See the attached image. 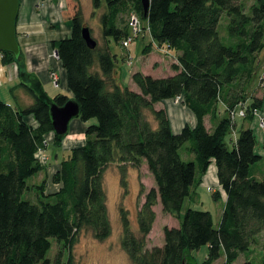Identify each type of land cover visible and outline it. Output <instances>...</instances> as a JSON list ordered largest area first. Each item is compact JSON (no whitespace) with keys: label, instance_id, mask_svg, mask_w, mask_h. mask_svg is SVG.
Masks as SVG:
<instances>
[{"label":"trees","instance_id":"1","mask_svg":"<svg viewBox=\"0 0 264 264\" xmlns=\"http://www.w3.org/2000/svg\"><path fill=\"white\" fill-rule=\"evenodd\" d=\"M93 7L96 11L105 7L100 15L103 45L98 41L91 48L83 35L88 24L81 0H68L64 12L72 21V35L52 42L73 98L65 92L50 97L39 77L28 70L22 49L18 55L2 51L4 63L19 66L21 80L12 89L22 86L35 100L29 107H13L0 98V264H72L70 252L84 230L93 231L99 240L109 237L113 229L104 178L112 162L118 163L125 187L128 167L140 168L145 162L157 182L138 211L139 233L122 210V246L135 264H196L188 257L206 244L210 250L203 264L213 263L223 252L224 264H233L243 253L247 259L242 264H258L250 255L253 246L257 251L262 246L264 253V176H258L254 165L264 155L257 151L253 128H243L233 148L226 138L237 127L231 109L243 107L247 116L242 118L251 120L254 109L264 111V98L253 96L247 103L245 88L259 70L264 49V0H254L249 7L245 0H151L148 14L142 0H93ZM133 13L157 44L180 52L172 65L174 75L133 73L140 91L118 81V59L110 46L112 41L123 43L131 33ZM152 47L153 43L145 46L146 52ZM178 96H183L197 122L175 133L167 109H158L155 103ZM70 99L79 102V118L87 123L86 143L62 159L52 179L61 184L57 192L46 193L45 177L36 185L39 200L23 199L29 178L46 168L37 153L47 145L46 135L55 132L51 105L64 106ZM220 109L225 115L218 117ZM32 114L39 121L37 127L25 119ZM209 115L212 130L205 124ZM66 135L55 133L54 142L61 146ZM188 142L194 159L186 160L181 150ZM262 144L264 149V138ZM213 159L226 192L218 227L210 210L191 206L182 214L185 200L197 193ZM214 195L220 199L221 191ZM159 198L180 227L166 226L165 243L147 248ZM52 238L64 247L55 260L47 254ZM64 250L69 253L65 262Z\"/></svg>","mask_w":264,"mask_h":264},{"label":"rangeland","instance_id":"2","mask_svg":"<svg viewBox=\"0 0 264 264\" xmlns=\"http://www.w3.org/2000/svg\"><path fill=\"white\" fill-rule=\"evenodd\" d=\"M247 2L248 7L254 3V0H245ZM130 17V16H129ZM131 18V17H130ZM89 25L94 30V37L99 41V44L103 45L104 40L102 37V29H101V21L96 20L94 17H90ZM228 22V14H225L223 16V19L221 20V26L220 31L221 35L224 36L226 33L225 26ZM223 32V33H222ZM143 33V32H142ZM141 33V34H142ZM139 35L134 38V40L131 42L130 48L132 52L130 53L127 47L123 45L121 42H114L112 41L110 43L111 50L114 52V54L117 55V62L118 67L122 69V72L124 73L122 82L126 85H129L130 82V76L133 68H141V64H144V67H147L148 70L151 73H154V75H166L173 72L172 69V63L177 61V55L173 54L169 55V53L172 54V51H175L172 48H168L167 46H155L153 48V51L151 52H144V50L141 49V45H143L142 39H138ZM142 43V44H141ZM166 47V48H165ZM152 49V48H151ZM168 52V53H167ZM261 65L260 69L258 70V73L255 74L252 79L247 80L245 82V88L247 92V96H253L257 94H261L264 92V88L260 86V76L264 72V49L262 50L261 54ZM130 60L133 61V63H130ZM154 66V67H153ZM156 66V67H155ZM55 85V83L53 84ZM56 86V85H55ZM169 103H172V101H164L160 104L162 106H169ZM174 105L175 104H182L185 106L183 109L186 110L187 107H189L185 102L184 98L182 96V99L179 101L177 100V97L175 100H173ZM187 105V106H186ZM185 112V111H184ZM147 115L151 118L154 125H157L156 120L154 119V116H152L150 111H147ZM190 117V115L188 116ZM190 120V118H187ZM240 118L238 119L239 122ZM91 122H95V120H92ZM188 123V121H187ZM186 123V124H187ZM209 127H212L211 121L208 122ZM249 126V128L255 129V133L258 136V147L257 151L261 152L263 151V129L258 125V122L256 119L250 120L248 119L246 121V125ZM244 125L242 124L237 125L236 130L234 128L231 129L229 132L226 143L227 146L230 148H233L236 138L240 135V131L243 129ZM49 137V136H48ZM49 141V139L46 137V142ZM189 145L185 144L182 146V155L183 158L186 160L194 159L193 154H191L187 147ZM52 144L49 146L51 150H49V153L51 154L53 151ZM62 155H64V151H61ZM39 157L41 159V162L43 165H47L46 158H43L41 154H39ZM64 157V156H62ZM257 167V174L260 177L264 176V158L254 165ZM60 168V167H59ZM58 170V169H57ZM55 168H51L50 172L46 171L47 173L44 174L43 171H40L39 173H35L32 177L29 178L28 184L30 185V189H27L24 192L23 199H30L33 202H37L39 199L40 189L36 185L40 184L45 177H47V185L50 186L49 183L52 182L53 175L56 173ZM256 170V169H254ZM128 186L125 187L123 184H121V173L119 172V165L117 162H112L110 166L105 171V178H104V185L106 189V194L108 196L107 205L109 207V218H111V224L113 232L112 234L105 238L104 240H99L95 237L93 231L91 230H84L79 239L77 240V243L71 250V263L72 264H135L134 261L131 260L127 250H124L122 246V236L124 232V228L122 225V210H126L128 216L131 219V227L137 233L139 231L138 227V211L142 207V204L146 200V193L153 187H157V182L155 181L154 174L152 171H150L149 166L147 162H145L140 168L128 167ZM211 174V173H210ZM41 175H44L42 178ZM51 181V182H49ZM52 185V184H51ZM53 186V185H52ZM209 185L199 186L196 189L197 193H193L190 197H188L185 200V204L182 210V214L185 213V211L192 207L198 208V209H206L210 210L213 214L215 219L217 220L221 214V210L224 206V203L221 202L220 199H216L214 195V191L207 188ZM158 205L155 206L156 216L157 219L153 225V230L148 235V241H147V248H151L152 246H159L163 245L166 241L165 237V227L166 226H172L173 224L177 223L178 219L176 216L172 214H168L163 210V204H161V200L159 198ZM139 233V232H138ZM53 246L49 250L48 257H51L52 260H55L57 256L60 254V249H62V244L60 242H57L55 238H52ZM64 248V247H63ZM61 261L65 262L68 260L69 253L68 250H64L62 252ZM258 251L256 252V254ZM241 257L234 262V264H242V262L246 259L247 256H245V253L240 255ZM256 261L258 264L262 261L264 258L263 254H257L256 255ZM207 253H206V247L202 249V251L194 250L192 253V256L189 255L188 259L190 262H195L196 264H203L206 260Z\"/></svg>","mask_w":264,"mask_h":264},{"label":"crops","instance_id":"3","mask_svg":"<svg viewBox=\"0 0 264 264\" xmlns=\"http://www.w3.org/2000/svg\"><path fill=\"white\" fill-rule=\"evenodd\" d=\"M81 6L83 8L84 17L86 19L88 27L92 30L94 36V30L91 27V25H89L88 20L90 17H94L96 20L101 21L100 15L105 11V7L96 11L95 7H93V0H81ZM67 7H68V0H21V4L19 8L20 13L16 21L18 40H19V44H21V49L23 50L25 55L26 66H28L29 71L33 72L36 76L39 77L50 97H53L59 92H63V93L65 92L70 97L73 98V92L71 91L70 86H68V75L66 68L59 59V56L55 53L56 49L54 48L52 43L53 41L61 40L62 38L72 35V27H73L72 21L65 18L64 16V12L65 10H67ZM138 39H142L144 43L143 45L140 46L141 49L144 50V52H146L145 46H148L151 43H153L152 51L155 46H160L159 48H161V45L157 44V42L154 41V38H152L149 29H145ZM130 45L131 43L128 45L127 49L131 53L132 50L130 48ZM173 49L175 51L171 50L172 54L169 53V55L173 56V54H175L178 56L180 52L175 48ZM175 62H178V60ZM261 62L262 59L260 56L259 69ZM174 63H172V65ZM136 71H140V72L142 71L150 75L152 74L154 75V73H151L147 67H144V64H141V68L138 67L130 70L131 76H130L129 86L135 90L140 91L137 83H135L132 78L133 73H135ZM116 73H117L118 81L119 80L122 81L124 73L122 72V69L120 67L117 68ZM174 73H176V70H173V72L167 75H174ZM257 73L258 71L256 72V74ZM154 76L163 77L166 75L163 76L154 75ZM20 80L21 79L19 77V66L17 65V63L15 62L7 63V64L4 63V56L2 52H0V98L6 101L8 104H11L13 107H20V106L29 107L31 106V104L34 103L35 99H33V97L28 93L26 88L19 86L17 88L12 89L13 86H17L19 84ZM54 83L56 86L53 85ZM253 96L264 98V92ZM253 96H247V100H246L247 103H250ZM173 100H175V98L164 100L166 102L172 101V103H169V106L171 107L168 108L167 106H162L160 104L161 102L164 101L157 102L155 103V105L158 109L161 108L167 109L168 115H170L171 126H173L174 132L175 133L180 132L185 127L187 121L191 125H195L197 119H196V115L192 112V110L189 107H187L186 110H184L183 108L185 106L179 103L174 105ZM218 113H219L218 117H220L221 115H225L224 111L221 109ZM189 115L190 117H188ZM226 115H228V113H226ZM187 118H190V120ZM239 118L240 120L238 122ZM25 119L26 121H28V123L31 126L34 127L39 126V121L36 120L33 114L25 117ZM248 119L249 118L238 117L237 125L242 124V126L244 125L243 128H249V126H245L246 121ZM210 121H211V116L209 115L205 118V124L207 125L208 122ZM211 123L213 124L212 121ZM207 127L209 128V130L210 129L212 130L214 124L212 125V127H209V125H207ZM86 129H87V123H85L82 119H80L79 116H76V118H74L71 121L68 130L69 132L67 133L66 137L63 139L62 141L63 144L61 146L57 145L54 142V138H55L54 132L48 133L46 135L49 141L46 142L47 145L43 149L39 150L40 152L38 151V154H41L43 158H46L47 165L51 163L50 165L47 166V168H45V170H42L44 174L47 173L46 171H48L49 173L52 167L55 168V170L59 169V167H61L62 165L61 164L62 159L67 157L68 152L71 149L76 148L77 146L80 145H84L86 143V131H87ZM263 138H264V134H263ZM51 144L53 145L52 146L53 151L50 154L49 150L51 149L49 148V146ZM61 151H64V155H62ZM260 153L264 155V150L261 151ZM41 177L43 178L44 175H41ZM202 180H203L202 186L209 185L207 186V188L211 189L212 191L214 190L221 191L220 200L225 205L224 201L226 199V192L222 190L220 182L218 180V169L215 159H213V162L209 167V171L203 176ZM49 184L50 186L49 185L46 186V193H54L61 188L60 183L56 184L52 181ZM223 210H224V206L217 220L214 217V224L216 225V227L219 226V222L223 215ZM172 226L180 227L179 219L177 223L173 224ZM263 239H264V235H263ZM204 246L206 247V253L208 255L210 247L208 244ZM204 246L201 249H199V251H202ZM257 249L258 248H256V246H253L254 252L251 253L250 256L256 258L255 255H257L258 253L263 254L262 246H260L259 251L256 254ZM226 258L227 257L223 252L220 258L216 259V261H214L211 264H224L226 262Z\"/></svg>","mask_w":264,"mask_h":264},{"label":"water","instance_id":"4","mask_svg":"<svg viewBox=\"0 0 264 264\" xmlns=\"http://www.w3.org/2000/svg\"><path fill=\"white\" fill-rule=\"evenodd\" d=\"M142 2L146 14H148L151 0H142ZM20 4L21 0H0V52L8 50L16 55L21 52L16 22L20 13ZM83 35L91 48L97 46L98 41L93 38L92 31L88 26L83 28ZM55 53L59 56L57 51ZM51 109L54 131L62 136L69 132L71 121L81 112L80 104L76 99H70L64 106L53 103Z\"/></svg>","mask_w":264,"mask_h":264},{"label":"built area","instance_id":"5","mask_svg":"<svg viewBox=\"0 0 264 264\" xmlns=\"http://www.w3.org/2000/svg\"><path fill=\"white\" fill-rule=\"evenodd\" d=\"M130 17H131V19H130V26L132 28V31L128 35V37L124 38L123 45L125 47H128V45L134 40V38L137 37L139 35V33H142L144 31V27L142 25L141 17H139V15H137L135 13H133ZM129 61H130V63H133L132 60L129 59ZM260 78H261L260 79V86L264 88V72L260 76ZM181 99H182V96H178L177 97V100L180 101ZM253 111H254V114H255V117L254 118L257 120L258 125L264 131V111L262 109H260V108H256ZM230 112H231L230 113V117H231V119L233 121L236 118H238V117H246L247 116V112L245 111V109L243 107H242V109H240L239 107L238 108L231 109ZM38 156H39V154H38ZM41 162H43V161H41Z\"/></svg>","mask_w":264,"mask_h":264},{"label":"bare ground","instance_id":"6","mask_svg":"<svg viewBox=\"0 0 264 264\" xmlns=\"http://www.w3.org/2000/svg\"><path fill=\"white\" fill-rule=\"evenodd\" d=\"M54 133H56V131Z\"/></svg>","mask_w":264,"mask_h":264}]
</instances>
